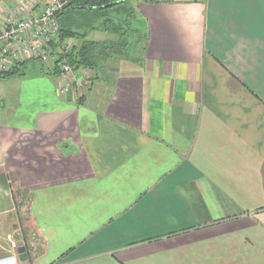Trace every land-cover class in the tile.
Masks as SVG:
<instances>
[{
    "label": "crops",
    "instance_id": "obj_1",
    "mask_svg": "<svg viewBox=\"0 0 264 264\" xmlns=\"http://www.w3.org/2000/svg\"><path fill=\"white\" fill-rule=\"evenodd\" d=\"M126 1L137 62L0 95V239L18 264H264V0Z\"/></svg>",
    "mask_w": 264,
    "mask_h": 264
},
{
    "label": "built area",
    "instance_id": "obj_2",
    "mask_svg": "<svg viewBox=\"0 0 264 264\" xmlns=\"http://www.w3.org/2000/svg\"><path fill=\"white\" fill-rule=\"evenodd\" d=\"M96 1L104 0H16L0 23V75L19 63L37 61L45 71H58L64 78L63 95L73 83L76 90L81 88L74 74L79 69L67 62V55L72 54L74 45L70 39L59 40L57 16L72 2ZM3 241L7 247H3ZM20 247L24 246L10 235L0 239V264H18Z\"/></svg>",
    "mask_w": 264,
    "mask_h": 264
},
{
    "label": "trees",
    "instance_id": "obj_3",
    "mask_svg": "<svg viewBox=\"0 0 264 264\" xmlns=\"http://www.w3.org/2000/svg\"><path fill=\"white\" fill-rule=\"evenodd\" d=\"M110 12L115 13L114 18L109 17ZM57 19L60 25L59 40L61 42L76 38L82 40L80 46L74 47L72 54L67 55V62L74 69L96 70L100 68L99 63H106L114 55L129 62H137L134 59L135 52L131 51L136 44L130 43L137 33L131 23L135 19V13L127 6L126 0L72 2L61 14H58ZM93 31L115 34L117 41L104 43L86 41V37ZM26 64L27 62L19 63L0 77H21L24 75L21 67ZM51 73L59 76L57 72Z\"/></svg>",
    "mask_w": 264,
    "mask_h": 264
},
{
    "label": "rangeland",
    "instance_id": "obj_4",
    "mask_svg": "<svg viewBox=\"0 0 264 264\" xmlns=\"http://www.w3.org/2000/svg\"><path fill=\"white\" fill-rule=\"evenodd\" d=\"M126 2H127V6L131 3L129 1H126ZM114 16H115L114 12L109 13V17L114 18ZM115 19L117 20V18ZM131 23L133 24L134 20ZM132 39L130 43H136L135 41H137V35H135ZM70 41L74 45L75 48H78L82 40H79L76 38V39H70ZM86 41H93L96 43L116 42L117 36L110 32L105 33L102 31H93L86 37ZM110 59H114V61L115 60L118 61L121 58H118V56L114 55L110 57L107 60V62ZM111 64H115V63H111ZM26 65L27 66L23 69V72H24L23 76L21 77L16 76L14 78H11V80H9V84L7 83L0 84V95L2 94L1 96L4 97V102L2 105L4 106V111L6 112L22 113V112L28 111L27 105L31 103V102H28V100L31 99L32 97H35L34 96L35 93H33L34 92L33 90H35L36 86L41 84V81L42 82L50 81L52 83L54 82V78L49 76L51 74L47 75L48 73L44 72L45 70L42 64L38 63L37 61H28ZM99 65H101V63H99ZM79 69H80L79 70L80 73L77 74L76 71L74 72V74L77 75L78 82L80 81V84H81V88H79V90L86 91L90 89L94 81L93 76H96L95 74L97 73L95 70H89L93 72V74H90V75L88 74L86 76L84 69L83 68H79ZM56 72L59 74L58 71ZM101 73L104 74L105 72L101 71ZM72 86L74 87V89H76L74 83L71 85V87ZM62 90H63V87L57 90L59 95H63L61 93ZM13 192H15V200H16L17 209H18L17 216L19 217L17 218H19V221H21L20 223L22 225H25L23 228L24 233H22L23 231H20L19 236L21 240H23L26 244H30V245L34 244L36 246L35 249L36 248L38 249L41 243L39 239L37 238L33 227L29 224L27 220V203H28L27 200L28 199L25 197L24 194L17 192L14 188H13Z\"/></svg>",
    "mask_w": 264,
    "mask_h": 264
},
{
    "label": "water",
    "instance_id": "obj_5",
    "mask_svg": "<svg viewBox=\"0 0 264 264\" xmlns=\"http://www.w3.org/2000/svg\"><path fill=\"white\" fill-rule=\"evenodd\" d=\"M18 253H19L18 260H19L20 262H24V261L27 260V256H26V254H25V248H24V247H20V248L18 249Z\"/></svg>",
    "mask_w": 264,
    "mask_h": 264
}]
</instances>
